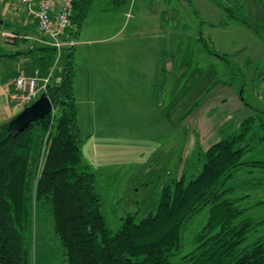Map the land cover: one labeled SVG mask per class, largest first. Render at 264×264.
<instances>
[{
    "label": "trees",
    "instance_id": "1",
    "mask_svg": "<svg viewBox=\"0 0 264 264\" xmlns=\"http://www.w3.org/2000/svg\"><path fill=\"white\" fill-rule=\"evenodd\" d=\"M111 1L116 8L128 0ZM92 2L71 0L63 40L78 36ZM228 10L230 16L239 17ZM239 19L260 34L242 14ZM203 42L209 53L233 64L234 54L219 53ZM35 49L39 74L48 77L44 91L52 110L20 132H8V121L0 125V264H32L40 212L47 214L65 264H264V234L245 242L264 218L255 222L243 217L245 208L225 186L241 168L264 167V160L244 159L255 146L250 144L255 125L263 131L258 140L264 139V111L245 102V83L237 91L252 114L220 124L219 139L206 149L196 139L181 167L161 184L155 207L143 216L126 213L112 230L102 210L95 172L81 154L84 138L76 111L74 45L59 51L46 44ZM230 79L223 83L233 85L234 78ZM217 83L218 78L212 87ZM206 207V221L194 233L192 248L183 253V230Z\"/></svg>",
    "mask_w": 264,
    "mask_h": 264
},
{
    "label": "rangeland",
    "instance_id": "2",
    "mask_svg": "<svg viewBox=\"0 0 264 264\" xmlns=\"http://www.w3.org/2000/svg\"><path fill=\"white\" fill-rule=\"evenodd\" d=\"M131 1L128 0L116 7L117 12L121 9L125 12L122 17L120 16V21L129 20L127 29L119 37L125 36L134 22L139 25L142 21L143 14L138 12L140 0H136L133 8ZM146 1L149 2L146 6L151 7L152 10L164 9L170 17H174L173 23L176 28L170 36L174 38L177 51L187 47V54L180 53L175 56L177 65L174 76H171L170 88L174 82L177 99L186 92L188 97L191 96L199 82L204 87L205 75L209 65H212L218 78V85L221 81H231L230 77L234 78L232 84L236 90L245 83L243 90L245 102L254 109L264 111V41L261 38L264 36V0H218L221 3L220 7L213 0ZM106 2L107 0H93L91 8L103 7ZM9 3L12 5L10 10L14 12V15L2 17L3 24L0 25V28L6 31L13 30L18 20L22 21L24 17L30 18L20 5ZM250 4H254L253 10L257 11L258 17H255L251 8L248 7ZM141 5L143 7V4ZM228 9H232L239 17L242 14L244 18L250 20L254 27L257 26L262 36L244 25L239 17L230 16ZM215 10L218 11L216 15ZM220 14H222V22H220ZM130 15H132L131 18H129ZM33 22L32 19V23H27L25 29L18 30L17 34L23 35L22 31L25 30L32 37L30 40L35 43L25 44L24 41L27 39L17 34H14L13 38L0 35V53H8L15 49L33 50L43 44L50 45L46 37L37 34L38 29ZM163 22L166 24V21ZM100 23L102 22L98 18L97 24ZM102 35L103 33L94 36L89 44L79 45L77 42L75 51L78 63L81 60L84 62V54H86V57H91L89 64H103V40L96 42ZM203 41L219 53L234 54V56L231 55L233 64L223 63L218 56L209 53L204 48ZM32 56L36 58L29 54L30 61L27 60L24 64L25 68L33 67ZM181 58H185L182 65H180ZM36 66L39 70L38 59ZM56 66L55 60L54 67ZM52 71L54 73L55 70ZM209 88L210 91L212 86ZM154 98L162 101L167 97ZM115 105L120 109V104ZM142 105L136 112L135 119H126L125 116H121L123 112L119 110L114 116L99 117V113L103 110V103L97 96L92 120L93 133L87 137L83 136L81 154L95 172L96 187L102 196V210L112 230L118 228L120 218L126 213H137L138 216H143L152 210L161 184L176 173L188 154L185 133L188 134L189 127L180 130L177 128L172 134L171 127L163 126L164 117L157 118L160 111L156 109L150 111L147 103ZM153 106L156 107L154 102ZM121 107L123 110L126 104L123 103ZM188 107L189 103H187ZM245 110L247 114L253 112L247 106ZM214 112L221 115L220 124L228 121L233 115L232 113L227 115V107L222 105H218ZM253 134L254 138L251 139L250 144L255 146L245 154L244 159L264 160V139L258 140L263 131L255 125ZM189 139L190 137H187V141ZM261 178H264V167H244L236 171L225 184L226 187L232 188L230 197L236 198L237 204L245 208L243 217H249L255 222L264 218V181ZM207 211V207L200 211L183 230V253L192 248V237L205 223ZM38 214L37 231L32 239V264H65L62 247L50 229L47 214L44 212ZM263 234L264 223L258 224L249 232L245 242H252Z\"/></svg>",
    "mask_w": 264,
    "mask_h": 264
},
{
    "label": "crops",
    "instance_id": "3",
    "mask_svg": "<svg viewBox=\"0 0 264 264\" xmlns=\"http://www.w3.org/2000/svg\"><path fill=\"white\" fill-rule=\"evenodd\" d=\"M131 2L133 8L136 0ZM138 2L143 4V7L139 4L140 10L138 9V12L143 14L142 21L139 25L134 22L125 36L119 37L127 29L129 20L127 22L120 21V16L122 17L125 12L122 9L117 12V9L112 7V1L107 0L103 7L91 8L83 21L78 37L74 39L75 51L77 42L79 45L89 44L94 36L103 33L102 36H99L101 39L96 40V42L103 40L104 44L102 65L89 64L88 61L91 57H86V54H84V62L81 60L78 63L75 51V98L80 131L85 137L93 133L94 104L99 96L103 103V110L99 113V117L114 116L119 110L123 112L121 116H125L126 119H135L136 112L141 109L143 103H147V108L150 111L153 109L160 111L157 118L164 117L163 126L171 127L172 134L177 128L180 130L189 127L188 134L185 133L186 151L192 150L196 139L202 149H206L219 139L218 127L221 115L214 112L218 105L227 107V115L233 114L228 120L233 119L238 122L251 113H246V105L242 103L235 86L225 84L223 81L219 85L218 83L214 85L203 96L209 86H212L217 80L212 65H209V70L205 75L204 87L199 82L195 88V94L188 97L186 92L177 99L174 82L170 88L171 76H174L177 65L175 56L180 53L187 54V47L177 51L174 38L170 36L176 28L173 16L170 17L164 9L152 10L151 7L146 6L149 4L146 0ZM255 5L257 7V4ZM10 6L12 5L9 1L0 0V25L3 24L2 17L14 15ZM253 6L254 4H250L248 7L251 8L254 16L258 17ZM217 12L215 10V15ZM128 15L129 13L127 17ZM98 18L102 23L97 24ZM163 21H166V24ZM222 21V14H220V22ZM30 22L32 23L31 18L24 17L22 21H17L13 30L8 31L17 34L18 30L25 29L27 23ZM33 24L36 26L35 21ZM3 32L6 30L0 28V35L4 37ZM22 32L23 35H17L27 39L24 41L25 44L35 43L30 40L32 37L25 30ZM37 34L41 36L39 31ZM18 50L0 53V125L9 121L24 107L15 97L17 93L14 86L15 78L21 74L32 75L38 66H36L37 53L15 55ZM29 54L36 58L34 59L32 56L33 67L25 68L24 64L27 63V60L30 61ZM184 60L185 58H181L180 65ZM221 61L224 63L223 60ZM163 96L167 98L162 101L154 98ZM153 102L156 107L153 106ZM117 103L120 104V109L116 107ZM123 103L126 104V107L122 110ZM187 103H189L188 108ZM195 103H197L195 108L187 114ZM187 137H190L188 141Z\"/></svg>",
    "mask_w": 264,
    "mask_h": 264
},
{
    "label": "built area",
    "instance_id": "4",
    "mask_svg": "<svg viewBox=\"0 0 264 264\" xmlns=\"http://www.w3.org/2000/svg\"><path fill=\"white\" fill-rule=\"evenodd\" d=\"M21 6L28 17L32 18L37 25L38 31L46 37L51 46L59 51L64 45H75L74 39L63 40L69 25L72 12L71 0H6ZM5 37L13 38L10 31L3 32ZM48 77L41 78L39 70H34L33 75H19L14 80L17 91L16 99L21 104H30L45 90Z\"/></svg>",
    "mask_w": 264,
    "mask_h": 264
},
{
    "label": "water",
    "instance_id": "5",
    "mask_svg": "<svg viewBox=\"0 0 264 264\" xmlns=\"http://www.w3.org/2000/svg\"><path fill=\"white\" fill-rule=\"evenodd\" d=\"M51 110L52 103L45 91H42L33 102L24 106L13 118L8 121L7 130L8 132L23 131L31 122L43 119L51 112Z\"/></svg>",
    "mask_w": 264,
    "mask_h": 264
}]
</instances>
